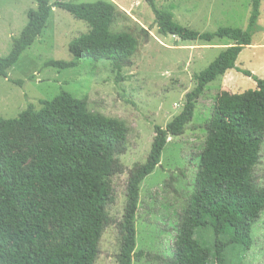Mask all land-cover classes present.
Masks as SVG:
<instances>
[{
    "label": "trees",
    "instance_id": "1",
    "mask_svg": "<svg viewBox=\"0 0 264 264\" xmlns=\"http://www.w3.org/2000/svg\"><path fill=\"white\" fill-rule=\"evenodd\" d=\"M34 1L36 8L27 12L9 53L0 57V78L22 86L21 80L8 78V71L40 36L55 8L88 27L68 44L70 54L76 60L107 62L115 82L124 80L122 70L130 66L138 39L128 32H110L117 16L112 3ZM143 1L164 37L204 43L226 39L232 44L194 77L195 87L185 95L179 114L164 128L154 126L145 162L129 170L116 264L143 257L134 252L140 183L160 164L167 139L181 136L191 123L194 102L204 88L234 70L254 81L255 89L223 92L217 99L204 125V149L179 218L174 252L168 260L159 258L162 264H204L212 254L216 264H225L228 246H252L251 228L264 210V187L257 185L254 175L264 140V80L236 67L253 35L263 31L258 24L262 0H252L245 29L219 27L212 33L187 29L173 21L172 13L158 9L156 0ZM141 33L146 40L147 31ZM44 66L65 70L76 64L49 60ZM39 104L38 110L28 104L17 118H0V264H95L109 224L110 178L122 172L116 156L126 151L128 128L122 121L89 112L85 98L64 91ZM199 228L212 230V249L194 241Z\"/></svg>",
    "mask_w": 264,
    "mask_h": 264
},
{
    "label": "rangeland",
    "instance_id": "2",
    "mask_svg": "<svg viewBox=\"0 0 264 264\" xmlns=\"http://www.w3.org/2000/svg\"><path fill=\"white\" fill-rule=\"evenodd\" d=\"M73 4L106 1L117 16L111 33L128 32L138 39V50L130 66L122 70L124 80L115 82L107 62L76 60L68 44L87 32V25L67 12L53 9L45 28L34 43L8 71V78L21 80L22 86L0 78V118L14 119L28 104L40 109V100L50 101L64 91L87 101V109L122 121L128 128L126 151L116 156L122 172L110 178L111 201L107 206L109 224L104 229L95 264H116L119 252L118 224L126 204L128 172L145 162L154 137V126L164 128L181 111L185 95L195 87L194 77L204 70L231 41L183 42L160 35L154 16L143 0H64ZM252 0H156L158 9L172 13L173 21L198 33H212L219 27L245 29ZM36 8L34 0H0V57L6 56L12 40L27 22V12ZM262 32L254 34L251 46L238 56L236 67L264 80V0L258 20ZM141 30H146L145 40ZM49 60L74 62L75 67L59 70L45 67ZM255 89V83L229 70L208 84L194 102V115L179 137H169L160 164L139 185L135 212L134 252L143 257L131 264H162L174 252L180 215L192 192L199 157L204 149V125L211 118L220 95L242 94ZM257 185L264 187V140L259 162L254 168ZM252 246L230 245L224 251L225 264H264V210L251 228ZM194 241L212 249L210 228L196 229ZM204 264H216L213 255Z\"/></svg>",
    "mask_w": 264,
    "mask_h": 264
}]
</instances>
